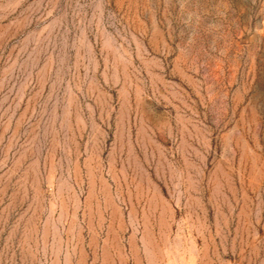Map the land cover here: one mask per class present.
I'll return each mask as SVG.
<instances>
[{"label": "rangeland", "instance_id": "rangeland-1", "mask_svg": "<svg viewBox=\"0 0 264 264\" xmlns=\"http://www.w3.org/2000/svg\"><path fill=\"white\" fill-rule=\"evenodd\" d=\"M0 264H264V0H0Z\"/></svg>", "mask_w": 264, "mask_h": 264}]
</instances>
